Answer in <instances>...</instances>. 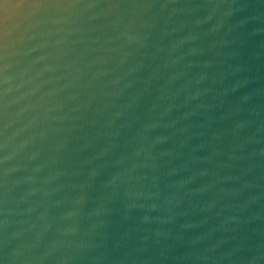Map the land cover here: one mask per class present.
I'll use <instances>...</instances> for the list:
<instances>
[{"label":"water","instance_id":"95a60500","mask_svg":"<svg viewBox=\"0 0 264 264\" xmlns=\"http://www.w3.org/2000/svg\"><path fill=\"white\" fill-rule=\"evenodd\" d=\"M0 264H264V0H0Z\"/></svg>","mask_w":264,"mask_h":264}]
</instances>
